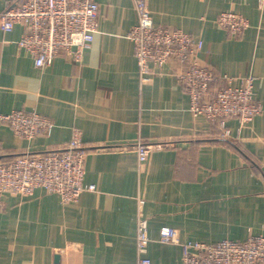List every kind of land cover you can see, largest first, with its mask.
<instances>
[{
	"label": "crops",
	"instance_id": "crops-1",
	"mask_svg": "<svg viewBox=\"0 0 264 264\" xmlns=\"http://www.w3.org/2000/svg\"><path fill=\"white\" fill-rule=\"evenodd\" d=\"M9 1L0 0V20ZM96 1L98 31L81 61L61 53L36 67L18 45L26 26H0V113L35 111L55 125L50 135L26 139L0 122V156L60 148L78 129L88 150L85 182L97 188L71 204L43 190L28 198L5 193L0 264H137L141 216L153 264H183V248L160 241L164 227L178 229L183 242L264 236V1H148L157 26L202 40L197 57L215 73L234 85L255 78L262 112L247 125L229 120L230 141L191 113L177 61L142 82L129 37L135 0ZM223 12L250 26L231 35L216 22ZM139 139L161 145L143 167L133 148Z\"/></svg>",
	"mask_w": 264,
	"mask_h": 264
},
{
	"label": "built area",
	"instance_id": "built-area-1",
	"mask_svg": "<svg viewBox=\"0 0 264 264\" xmlns=\"http://www.w3.org/2000/svg\"><path fill=\"white\" fill-rule=\"evenodd\" d=\"M148 1L135 0L138 22L129 33L142 82L161 73L169 62L177 61L178 80L190 97L191 113L205 116L221 130L222 138L230 139L226 128L229 120L247 125L262 112L254 89L255 78L244 76L234 85L232 78L215 73L197 57L203 49L202 40L182 30L157 26ZM99 14L96 0H11L1 14L0 26L10 32L17 24L25 25L26 31L18 45L32 55L36 67L44 68L61 53L81 61L98 31ZM216 22L235 37H240L250 26L246 17L234 12L221 13ZM0 122L9 124L16 136L26 139L50 135L55 126L52 119L23 109L0 113ZM159 146L143 139L134 143L140 167ZM87 154L81 132L76 129L71 140L60 148L16 155L8 161L0 156V206L7 192L28 198L43 190L71 204L84 192L96 191V185L85 182ZM160 241L180 245L183 264H264L262 235L245 241L183 242L178 229L164 227ZM150 242L148 221L141 216L137 222V264H153L147 256Z\"/></svg>",
	"mask_w": 264,
	"mask_h": 264
},
{
	"label": "trees",
	"instance_id": "trees-1",
	"mask_svg": "<svg viewBox=\"0 0 264 264\" xmlns=\"http://www.w3.org/2000/svg\"><path fill=\"white\" fill-rule=\"evenodd\" d=\"M224 141H230V140L226 139ZM1 157L4 159V161H8V160L12 159V157H14V155H9V152H6V153H2Z\"/></svg>",
	"mask_w": 264,
	"mask_h": 264
},
{
	"label": "water",
	"instance_id": "water-1",
	"mask_svg": "<svg viewBox=\"0 0 264 264\" xmlns=\"http://www.w3.org/2000/svg\"><path fill=\"white\" fill-rule=\"evenodd\" d=\"M57 262H58V260H57Z\"/></svg>",
	"mask_w": 264,
	"mask_h": 264
}]
</instances>
